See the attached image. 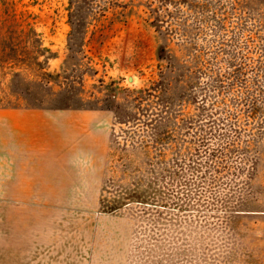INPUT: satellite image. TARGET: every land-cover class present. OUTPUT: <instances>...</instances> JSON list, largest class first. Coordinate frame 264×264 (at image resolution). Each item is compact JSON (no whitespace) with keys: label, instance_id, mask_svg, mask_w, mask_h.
Returning a JSON list of instances; mask_svg holds the SVG:
<instances>
[{"label":"rangeland","instance_id":"obj_1","mask_svg":"<svg viewBox=\"0 0 264 264\" xmlns=\"http://www.w3.org/2000/svg\"><path fill=\"white\" fill-rule=\"evenodd\" d=\"M0 122V264H264V0H0Z\"/></svg>","mask_w":264,"mask_h":264},{"label":"crops","instance_id":"obj_2","mask_svg":"<svg viewBox=\"0 0 264 264\" xmlns=\"http://www.w3.org/2000/svg\"><path fill=\"white\" fill-rule=\"evenodd\" d=\"M0 127L2 129V122H0ZM14 129V128H13ZM12 129V127L10 128L11 134H15L14 130ZM12 134V135H13ZM2 139L0 138V200L3 199H9V200H25V199H31L32 196H29V194L33 193V189L29 190L27 192H20V189H18V186L21 185V187H23L24 185H32L33 183H31V181H28L29 175L31 177V175H33L32 172V167H30L31 172H29V165L30 162L26 161V162H22V164L25 166H21L19 168L21 169H17L16 173L10 172L11 174H6L5 177L2 173V169H3V148H2ZM12 149H14V147H12ZM24 152L26 153V159L29 156V150H24ZM12 163L14 164V162L12 161ZM19 165V163H18ZM14 166V165H13ZM11 169H14V167H11ZM9 176H11V180L10 182H4V178H8ZM18 177L23 178V181H18ZM26 179V180H24ZM5 186V188H4ZM26 194V195H24Z\"/></svg>","mask_w":264,"mask_h":264}]
</instances>
